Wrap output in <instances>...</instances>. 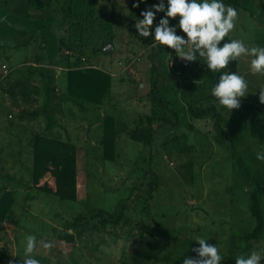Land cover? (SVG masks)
<instances>
[{
	"label": "rangeland",
	"instance_id": "obj_1",
	"mask_svg": "<svg viewBox=\"0 0 264 264\" xmlns=\"http://www.w3.org/2000/svg\"><path fill=\"white\" fill-rule=\"evenodd\" d=\"M155 3L145 1L140 6L150 7ZM120 4L117 9L114 6L116 10L112 14L110 3L95 2L96 18L90 20L93 28L89 23L82 26L78 23L73 28L68 23L59 28L70 48H62L57 64L42 67L41 77L43 81L50 78L49 89L55 93L47 109L45 89L40 82L29 79L35 65L17 68L14 65L12 77L0 83V144L7 140L4 125L12 120L9 115L19 118L23 113L32 114V110L40 112L39 121L32 124L35 130L53 132L52 136L69 139L77 148V201L61 202L45 193L21 194V205L12 218L21 224V229L37 237V247L31 255L44 264H134V259L139 261L137 264H182L185 256H196L192 251L198 246L192 240L196 235L206 236L209 244L218 245L223 258L221 264H235V257L241 252L264 249V230L258 241L244 239V234L255 227L250 213L252 192L257 193L264 216V161L256 159V152L264 150V103L259 100L264 75L252 73L250 61L240 60L237 72L245 75L249 83V93L240 100L247 108L233 109L229 114L227 109L207 99L210 90L200 92L191 84L189 73L183 76L186 81H181V68L189 61L176 60L178 54H173L174 49L139 37L134 27L139 16L137 13L132 16L131 1L122 0ZM250 6L253 15L239 11L232 38L243 40L249 47L264 46V0H254ZM163 15L158 13L157 17ZM106 22L111 24L110 29L105 28ZM159 48L163 51L152 60L150 56ZM20 51L23 54L24 50ZM33 53L27 56L31 64ZM69 62L74 66L103 69L112 76L113 88L100 108L105 114L116 115L125 128L117 138L114 162L102 159L97 107L77 105L65 95V64ZM152 64L158 73L155 94L167 106H160L151 98ZM230 66L231 61L224 71H236ZM206 81L211 84L209 79ZM208 109L220 114V127H215V115L194 118L193 112ZM176 114L184 115L186 120L173 127ZM50 118L55 131L46 130ZM146 118L151 121L146 122ZM160 120L169 125L161 124ZM189 124L193 131L188 129ZM232 126L235 149L220 137L222 130L228 139ZM136 128L154 130V143L131 140L126 131ZM33 135L24 132L16 136L21 138V145L13 150L20 146L24 149L22 161L0 156V182L13 176L25 186H31L32 151L24 143ZM234 154L241 157L248 176L238 166ZM151 174L157 177L158 185L152 196L147 197ZM136 196L147 197L141 207L145 214L142 219L148 217L151 221L148 223L158 226L155 237L141 231L137 223L141 214L134 209L126 211L118 225H100L95 218L99 211L111 213L120 200L132 205ZM31 199L36 202L25 203ZM23 206L33 212L28 218L22 212ZM75 220L95 226L96 230L66 243L61 238L73 231L64 224ZM12 224L16 222L0 227V264H17L24 255L26 237L20 236ZM41 241L51 242L53 246L46 249ZM9 249L11 256L5 257L4 250ZM260 264H264V259Z\"/></svg>",
	"mask_w": 264,
	"mask_h": 264
},
{
	"label": "trees",
	"instance_id": "obj_2",
	"mask_svg": "<svg viewBox=\"0 0 264 264\" xmlns=\"http://www.w3.org/2000/svg\"><path fill=\"white\" fill-rule=\"evenodd\" d=\"M254 0H227L228 5H231L235 9L237 7H241L246 11H249L251 15H253V10L250 4H253ZM44 0H28V3L35 7H44L45 6ZM93 0H85V11L83 15L82 21L86 24L89 23V27L93 28L94 24H90V20L96 18L94 15V4ZM135 0H131V14L132 16L134 13L140 17V13L145 7H133ZM144 4V3H143ZM178 18H170L171 24H176ZM159 18L156 16V19L153 22V28L158 23ZM108 29H110L111 24L106 22ZM70 27L73 28L75 24L69 23ZM70 32L72 30H69ZM73 32V31H72ZM178 34L185 35L182 33V30L177 29ZM25 37L23 45H27L32 39L36 37L39 38L41 43V54L37 57L35 69L29 76V79H34L41 83L43 88L45 89V109H47L51 102L55 97V93L53 90L49 89L50 81L44 80L41 77V71L44 64H52L58 63L61 60L62 55V48L68 47L66 46L63 38H59L56 35L47 33V31L43 30L38 34L32 33H25V31H21L15 37ZM225 39H229L226 37ZM150 41L153 43L155 42L152 38ZM223 43V41L221 42ZM70 48V47H68ZM163 51L162 48L150 56L153 60L154 57L159 55ZM175 50L173 51V54ZM175 55V54H174ZM179 56H176V60ZM66 93L65 95L69 98L72 102L77 105L84 106V105H91L95 107L102 106L107 97L110 94L111 87H112V76L101 69L95 67H80L74 66L73 64L66 63ZM233 65V63H232ZM232 65L230 66L232 68ZM32 66V65H28ZM186 73H189V80L192 85H197L196 80H203L209 79L211 84L216 82L218 79L217 75L209 70L203 60L200 58V61H190L187 65L181 68V78L182 81L185 82L186 79L183 77ZM152 80H151V88L152 100L159 104L160 106H167L168 104L165 103L164 100L159 98L155 94V88L157 86V79L158 73H156V67L152 64ZM26 97V95H25ZM208 100L212 102L218 103L216 98L211 95V93L207 96ZM212 104L215 109L216 104ZM242 109H246L247 106L241 103L240 107ZM225 109V108H223ZM214 113V110H201L193 112V116L195 119L199 120L201 118L209 117L215 115L216 124L215 127L219 126V121L221 118L220 114ZM24 114V113H23ZM40 114L39 111L32 112V114H27L30 117H37ZM25 115V114H24ZM176 122L172 124L173 127H178L186 117L181 114H176ZM150 118H146V122H150ZM161 124L165 125L168 122H163L162 120L159 121ZM160 124V125H161ZM101 125V138L99 144L102 148V159L105 162H114L117 156V147L116 142L118 136L125 131V128L122 126L121 121L110 114H106L103 118L100 119ZM169 125V124H168ZM232 125V123H231ZM54 124L51 122V118L49 119L48 125L46 130L51 131ZM188 129L193 131V127L191 124L188 125ZM127 135L131 138V140L138 142V143H145L147 145H151L154 143L153 141V134L154 130L147 129L141 130L136 128L131 131H126ZM230 137L228 139L224 138L223 131H220V137L224 141H228L231 148L235 149L234 145V127L230 128ZM32 165L30 171L31 177V187L40 191L42 193L55 196L61 202H76L77 201V168H76V146L67 140H61L52 136V133L42 132L36 134L32 139ZM235 161L237 162L240 168H243L244 173L248 176V170L242 165L241 157L235 155ZM144 174V172L140 171V174ZM148 189L146 190L147 197H151L153 191L157 188L158 179L156 176L151 174V179L148 182ZM147 197L143 196H136L133 199V204L130 205L126 200H120L118 204L115 206L114 210L109 213L106 211H99L95 214V218L98 219L100 225H118L124 218L125 212L129 210H137L140 213L141 217L138 218V225H140V229L143 233L149 234L151 237H155L157 233L158 226H153L152 224L148 223L151 222L148 217L146 220L142 219V216L145 214L141 211V207L146 203ZM15 199L13 194L10 191H6L5 188H0V223L3 222H10L15 223L12 218V207L14 205ZM250 213L255 220V227L252 232H248L244 234V239L246 241H258L262 237V233L264 230V216L261 210L260 201L256 192H252L250 195ZM94 218V217H93ZM147 221V223L145 222ZM64 227L68 230L73 231V234H65L61 239H63L66 243L73 242L74 238H82L84 237L85 233L89 231H95V226L84 225L76 220L73 222H65ZM6 253V250H4ZM45 260V259H44ZM139 261L134 259V264H137ZM44 261H41V264Z\"/></svg>",
	"mask_w": 264,
	"mask_h": 264
},
{
	"label": "clouds",
	"instance_id": "obj_3",
	"mask_svg": "<svg viewBox=\"0 0 264 264\" xmlns=\"http://www.w3.org/2000/svg\"><path fill=\"white\" fill-rule=\"evenodd\" d=\"M142 3L145 0H135L133 7H139ZM158 13L164 15L153 28ZM140 17L135 19L134 24L139 37L152 38L160 45L174 49L185 61H200L203 58L209 70L220 73L211 87V95L229 114L240 107V98L249 93L245 75L224 71L229 62L248 56L251 58V72L264 75V46L249 47L241 39H225L235 28L238 11L224 0H159L145 7ZM170 18H178L177 23L171 24ZM177 29L185 35L178 34ZM200 82V79L196 80V83ZM259 90V100L264 103V88ZM256 159L264 161V150L256 152ZM207 238L203 235L192 238L198 242V246L192 249L196 256H185L182 264H221L223 258L220 248L216 243L209 244ZM41 244L46 249L53 246L51 242L41 241ZM36 247L37 237L27 235L24 255L17 264H41L31 255ZM262 259L264 249L241 252L235 257V264H260Z\"/></svg>",
	"mask_w": 264,
	"mask_h": 264
},
{
	"label": "crops",
	"instance_id": "obj_4",
	"mask_svg": "<svg viewBox=\"0 0 264 264\" xmlns=\"http://www.w3.org/2000/svg\"><path fill=\"white\" fill-rule=\"evenodd\" d=\"M44 1H45L44 7H35L31 5L30 3H28V0H0V60H1L0 83L3 80H8V78L10 79L12 77V74L14 73V69H16L19 66L20 67L25 66V65H32V66L35 65L36 66L37 57H39V55L41 54V43L38 37L35 36V38L32 39L25 46L23 45V42H25L24 36L22 38L15 37L18 33H20L21 31H25L26 34L27 33L30 34L32 32L34 34H38L41 31L45 30L47 31V33H50V34L56 35L59 38H62L61 36L64 32L63 30L59 29L61 28V26H64L72 22L75 25L79 23L82 26L84 24L82 19H83L85 7H86L85 0H44ZM93 1H94L93 2L94 7H95V2H97L98 0H93ZM105 1H107V3H110L112 5V14L114 10L119 8L117 4L121 6L120 3H122V0H105ZM128 1H131V0H128ZM145 1L152 2V3L159 2V0H145ZM224 2L226 4L228 3L227 0H224ZM114 6L116 7V9H114ZM236 9L238 13L241 10L246 11L245 9L241 7H237ZM95 13H97L96 9H95ZM262 24L264 25V23ZM68 32H69V29H68ZM228 37L232 38L231 32L229 33ZM253 43L254 41L252 42V44ZM20 50H24L23 54H19L21 52ZM34 51L35 53L37 52L38 54L33 53ZM31 53L34 54L33 56L34 63L32 64L27 61V56H30ZM250 59L251 58L248 56H241L236 61H231V65L233 63L232 67H235V70L237 72L238 68L240 67L239 66L240 60L250 61ZM10 62H15V63H10ZM14 65H16V68L13 69ZM4 66L8 70L7 75L4 74V68H3ZM206 80L207 79L200 80L201 82L197 83L196 87L198 88L200 92L201 90H204L205 92L206 90H210V93H211L212 86ZM112 88H113V85L111 87V90ZM65 93H66V75H65ZM210 93L206 95H209ZM88 106H91V105L88 104ZM91 107H95V106H91ZM100 107L101 106L95 108L97 109L95 110L97 111L95 113L98 115V119H101L103 118V116L106 115L104 113V110L101 109L102 107L101 108ZM31 112L33 111L31 110ZM39 115L37 117H30V116L21 114L19 118H16V116L12 117L11 115H9L10 119L12 120H10V122H6L4 125L5 128L7 129L6 132L4 133V137H7V140L5 141V143L3 141L1 143L2 145L0 144V156L7 155V156H10L11 158H14V160L17 162L22 161V158L25 155V153L23 152L24 149L21 148L20 146L18 150H15V151L13 150L14 146H19V144L21 145V138L20 137L16 138V136L18 134L21 135L24 132H28V133L33 132L34 135L32 136V138H30L28 142L24 143L25 145L24 147L32 148L33 137L38 133H42V131L38 129L35 130V128H33L32 126L33 123L36 124L37 121H39L38 120ZM53 131H55V129H53ZM29 156L32 157V152L30 153ZM1 182L0 184H2V189L5 188L6 191H10L14 196L15 202L12 207V213L16 210L17 207L19 208V206L21 205L19 203L21 194L32 193L37 196L38 195L40 196L43 194L42 192H37V190L33 189L30 185L28 187L25 186L22 180L20 181L19 178L15 180L13 176H10V177L8 176L7 179L5 180L2 179ZM34 201H35L34 199H31L30 202L29 200L28 201L25 200V203H32ZM24 209L25 210L22 209V212L25 213L24 215L26 216V218L32 215L33 212H31L30 208L28 209L24 207ZM13 220L16 222V225L12 224L13 227L15 228V231H17V233L20 236L27 237V235L30 232H27L25 229H21L22 226H20L21 224L18 223L16 218H14ZM9 223L10 222L8 221L0 223V227H5ZM17 225L20 228H17L16 227ZM19 230H21V232ZM11 253L12 252L10 249L8 251L6 250L5 257L11 256Z\"/></svg>",
	"mask_w": 264,
	"mask_h": 264
},
{
	"label": "built area",
	"instance_id": "obj_5",
	"mask_svg": "<svg viewBox=\"0 0 264 264\" xmlns=\"http://www.w3.org/2000/svg\"><path fill=\"white\" fill-rule=\"evenodd\" d=\"M185 65H187V64L185 63ZM3 68H4V74L7 75V73H8L7 68L5 66Z\"/></svg>",
	"mask_w": 264,
	"mask_h": 264
}]
</instances>
